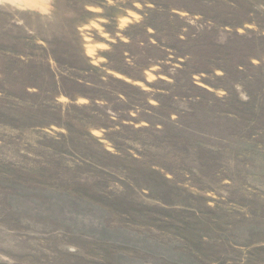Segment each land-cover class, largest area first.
Returning <instances> with one entry per match:
<instances>
[{"label": "rangeland", "instance_id": "1", "mask_svg": "<svg viewBox=\"0 0 264 264\" xmlns=\"http://www.w3.org/2000/svg\"><path fill=\"white\" fill-rule=\"evenodd\" d=\"M0 264H264V0H0Z\"/></svg>", "mask_w": 264, "mask_h": 264}, {"label": "snow or ice", "instance_id": "2", "mask_svg": "<svg viewBox=\"0 0 264 264\" xmlns=\"http://www.w3.org/2000/svg\"><path fill=\"white\" fill-rule=\"evenodd\" d=\"M19 3H36V4H43L47 3L48 0H18Z\"/></svg>", "mask_w": 264, "mask_h": 264}]
</instances>
